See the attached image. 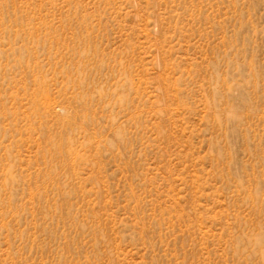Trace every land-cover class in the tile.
<instances>
[{
	"label": "rangeland",
	"instance_id": "rangeland-1",
	"mask_svg": "<svg viewBox=\"0 0 264 264\" xmlns=\"http://www.w3.org/2000/svg\"><path fill=\"white\" fill-rule=\"evenodd\" d=\"M0 264H264V0H0Z\"/></svg>",
	"mask_w": 264,
	"mask_h": 264
}]
</instances>
